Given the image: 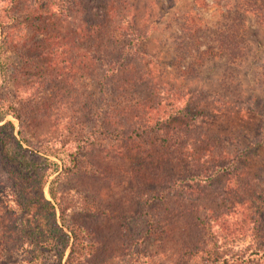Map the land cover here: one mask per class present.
I'll use <instances>...</instances> for the list:
<instances>
[{"label":"rangeland","instance_id":"rangeland-1","mask_svg":"<svg viewBox=\"0 0 264 264\" xmlns=\"http://www.w3.org/2000/svg\"><path fill=\"white\" fill-rule=\"evenodd\" d=\"M93 1L99 5V0ZM259 1L264 5V0ZM243 2L116 0L114 9L121 23L114 34L116 44L104 42L107 51L100 52L105 62L115 63V72L110 65L86 69L75 63L79 44L74 30L82 12L73 2L55 3L52 17L41 16L39 21L33 13H41L30 0H0V19L7 25L0 44L6 34L9 37L4 42L9 61L3 71L0 68V111L5 113L10 103L20 107L24 93H39L35 99L30 97L28 106L21 105L28 108L24 125L11 115H0V126L11 123L16 138L21 132L34 149L76 141L81 134L93 144L82 150L86 165L95 153L90 148L107 149L110 156L99 167L102 184L94 178L93 166L90 176L81 171L59 176V194L73 201L87 203L85 192L91 197L92 191L98 193L93 211L103 218L96 228L101 244L107 243L113 251L108 263L100 249L87 261L80 259L85 256L81 253L78 264H120L128 252L134 254L133 264H198L191 252L203 237L199 218L218 216L243 201V209L233 218L240 226L235 228L243 231L223 248L238 253L259 248L264 253V212L256 209L255 196L264 193V11L261 16L244 11L246 7L239 8ZM48 32L67 46L50 67L51 77L44 78L49 64L37 57V45ZM218 39L235 44V54L224 47V54L200 60L201 53H218ZM120 47L125 48V71L119 68ZM126 73L139 78L135 88L124 93L118 89ZM89 93L94 94L91 103L86 102ZM148 99L151 107L158 106L149 113L150 123L175 117L173 122L183 130L166 146L158 143L159 135L148 134L149 127L143 123ZM184 112L193 125L185 126L189 121L182 118ZM119 113L130 121L122 126V135ZM80 121V126H74ZM123 135L125 139H115ZM160 162L162 171L156 181ZM223 168H231L230 178L221 172ZM14 186L8 168L0 163V243L8 226L13 241L23 240ZM47 187L44 194L49 199ZM244 210L248 220L240 225ZM71 217L77 224L91 222L78 213ZM20 244L0 249V264H27V244ZM230 264H264V258Z\"/></svg>","mask_w":264,"mask_h":264},{"label":"trees","instance_id":"trees-1","mask_svg":"<svg viewBox=\"0 0 264 264\" xmlns=\"http://www.w3.org/2000/svg\"><path fill=\"white\" fill-rule=\"evenodd\" d=\"M30 1L32 2V5L37 8L36 12L41 13H33L34 17L39 21L42 20L41 16L43 19H49L44 18L46 16L52 17L50 11L55 3L56 5L61 4L62 6L65 2V0ZM69 2H73V6L81 9L82 12L80 22L76 25L74 30L75 38L79 44L77 46L78 51H76L79 55V59L78 61L75 59V63L80 64L82 68L86 69H91L93 65H98L99 68L110 65L113 67V71L117 72L114 65L115 63L112 60H107L105 62V55L100 54L102 50L104 52L107 51L106 47L108 45H105L104 42L109 43L111 46L116 44V37L114 34H116L119 26H121V23L117 22L118 16L114 9L116 0H99L98 6L94 4L93 0H69ZM243 7H246V10L244 11L250 10L255 12L258 16H261V12L264 11V5H262L259 0H244L242 6L239 8ZM88 8L90 9L88 10ZM3 20L0 19V34L2 36L5 34V28L7 27ZM115 21L118 25L115 24ZM7 36L8 35L6 34L5 40L0 44L1 71L4 70L5 62L8 60L4 43L9 39ZM44 36L45 38H41L37 45V57L44 63L49 64L45 68L46 76L44 78H47L52 75H49L50 67L57 64L58 57L62 54L59 50L65 48L67 43L64 44L63 42V44H61L56 41L58 40V37H55L53 33L48 32L44 34ZM64 40L65 39H61V41ZM98 40L99 44L97 43ZM223 40L224 39H218V42H220L218 44V53H215L213 50L201 53L200 60H210L218 55L224 54V47L228 48L226 51L230 52V55L235 54L236 45H230L229 39L226 41V44ZM23 41L25 42L26 38L23 39ZM127 45L128 44H126L125 47ZM22 48L25 49L28 48V46L22 45ZM124 50L125 48L120 47L119 54H117L118 61L121 62L119 68L123 71L127 69V65L123 64L124 66H122ZM91 54L95 56H92ZM97 55L98 57H96ZM233 59L234 57L231 58V61ZM125 77V81H121L122 83L119 85L120 87L118 90L127 93L135 88V83L139 76L137 74L131 76L126 73ZM131 93L132 92H130V94ZM137 94L139 93L133 92L131 95L137 96ZM38 95L35 94L31 96V93L29 92L24 93L25 101L21 103V105L28 106L30 97L35 99ZM93 96L94 94L89 93L86 102L91 103ZM150 102H152L151 99L144 102L143 107H146V109L143 112L146 114H142L143 117H145L143 123L150 128H148V134L159 135L161 137V142L158 143L161 146H166L167 143L170 144V142H174L178 132L183 130L180 129L179 125L173 122L175 117H167L165 120L160 119L155 120L153 124L150 123L148 121L149 113L150 111H155L158 107H151ZM42 103L45 104V102ZM21 105L20 107H17V105L10 103L5 113L0 111V115H11L20 125H24L27 121L25 116L28 115V108H21ZM138 108H142V105H139ZM123 110L126 111L123 112V114H127V110L122 108V111ZM186 113L182 116L183 119L188 118L187 121H189V123H185V126L193 125V123H191L193 122V119L189 118V114ZM119 115L122 119L119 118L121 123L118 131L120 132V135H122L124 134L122 133V126L130 123V121H128L127 117L124 118V115L121 113H119ZM90 116L91 115H89V117ZM133 119H136V116H133ZM80 125L81 121L77 122L74 126L77 127ZM113 131L118 135L115 127L113 128ZM18 136L19 139L16 138L14 127L11 123L6 122L0 126V163L8 168L9 178L16 186L13 191L14 202L22 213L21 237H23V240L13 241L12 233L9 232L10 226L7 225L8 228L3 229L4 238L0 243V249H15L18 243H21V246L27 244L26 249L23 248L26 250L25 253L27 259L24 260V262L27 264H78L77 260L81 253L85 256L80 259L87 261L92 259L91 257L98 252V250L103 249V259L106 254L105 262H110L109 259L112 258L113 251L107 243L101 244V232L96 228L103 217L101 214H97L93 211L94 204H96L99 199L98 193L92 191L93 196L91 197L90 194L85 192L84 194L88 202H77L67 198L63 193L59 194L58 185L59 176L61 174L76 176L79 171L83 172L86 176H90L94 173L96 181L102 184L104 180H102L103 173L99 167L103 168L102 166H104L107 161H110V156L108 157L109 154L107 152L108 150H104L100 147L90 148L94 149L95 153L91 154L92 161L90 158L89 160L87 159L88 162L86 165V162L83 161L84 155H82V150L86 147L93 146V144L92 141H89L88 138L83 137L81 134L80 138L76 141L66 142L62 145H60V142L54 144L48 142L46 144L50 145L40 144L36 149L29 146L27 139L21 132H18ZM123 137L124 135L115 137V139H125ZM126 141L128 142L129 140L126 139ZM56 144H59L60 146H56ZM23 145L26 146V148H23ZM223 153H225L224 150ZM223 153L222 155H224ZM51 159H54L55 161H52ZM93 161L95 164H92ZM161 162L157 165V173L154 175L156 181L158 180L157 175L159 176L162 171ZM84 164L86 167L83 166ZM151 164L152 161H149V166ZM92 166L94 169L93 173H91ZM88 170L89 173H87ZM221 172L224 173L227 178H230L233 174L231 168H223ZM141 176H143L142 172L140 174V177ZM51 177L53 178L50 180ZM76 178H78V176ZM153 184L155 183L153 182ZM46 185H48L47 193L49 199H46L44 194V188ZM238 192L239 191H234L233 193L236 194ZM161 193L162 191H160V194ZM255 196L257 198L256 209L264 212L263 191L261 196L260 194H256ZM244 203V201L234 203L233 206H231V209H226L227 212L218 216H205L204 218H199L203 237L191 252V257L197 258L198 264H230L234 262L254 263L263 260L264 253H262V250L259 248L253 250L250 249L245 253L233 252L223 248V245L229 240L232 241L236 234L243 231V227L239 229L235 228V226L239 225L233 221V218L240 209H243L245 205ZM74 213H78V215H81L82 217L85 216L91 222H89V225L74 223L71 217ZM243 213H246V211L244 210ZM247 216L246 213L244 219L240 220V225L248 220ZM263 216L264 214H262V217ZM94 223H96V225H94ZM249 223H252L250 219ZM14 239L17 240V238ZM84 247H86V250ZM133 255L134 254L131 252L126 253L125 261L120 264H133L135 261ZM64 259L65 261L63 262Z\"/></svg>","mask_w":264,"mask_h":264}]
</instances>
